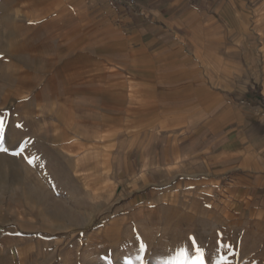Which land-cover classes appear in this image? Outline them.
Returning a JSON list of instances; mask_svg holds the SVG:
<instances>
[{
	"label": "crops",
	"instance_id": "obj_1",
	"mask_svg": "<svg viewBox=\"0 0 264 264\" xmlns=\"http://www.w3.org/2000/svg\"><path fill=\"white\" fill-rule=\"evenodd\" d=\"M262 6L0 0V92L24 125L21 155L0 142L18 162L0 203L34 226L0 264H126L186 235L264 250Z\"/></svg>",
	"mask_w": 264,
	"mask_h": 264
},
{
	"label": "rangeland",
	"instance_id": "obj_2",
	"mask_svg": "<svg viewBox=\"0 0 264 264\" xmlns=\"http://www.w3.org/2000/svg\"><path fill=\"white\" fill-rule=\"evenodd\" d=\"M257 4L260 2H256ZM255 23L260 26L259 29H257V31L259 32V34L264 38V6L260 7L257 12H256V16L254 18ZM21 99H17V98H11V101H14L17 104H21L23 102H20ZM10 101V98L6 96V92H0V111H5L7 110V106H8V102ZM22 101V100H21ZM1 144V143H0ZM2 148V146H1ZM8 154H5L2 152H0V185H5L9 183V180L11 178H9L7 176L9 169H16L18 162L16 161H10L8 160ZM13 180V179H11ZM3 193H0V196H2ZM0 244L2 245H6L7 243H17L14 242L15 240H11L10 241H6L9 236L8 234H15V233H19L22 235H26L28 233H32L34 232V230H32V228H34V226L31 225H18L16 223V221L19 220V217L16 216V210L13 209L11 210L6 203H0ZM105 215V212H102L99 217L97 218L95 224H89L86 226H81L78 230L79 226H73L75 228H70L69 231H66V233H69V237L70 239L74 236L75 234H80L82 232L84 233H89L92 230L96 229L98 227V223L101 221L102 216ZM71 218V217H69ZM25 228L27 230H25ZM29 229V230H28ZM73 229L75 231H73ZM73 231V232H72ZM81 231V232H80ZM73 233V234H72ZM69 239V240H70ZM67 243H70V241H67ZM182 243V242H180ZM187 244L185 245L186 247H189V242H186ZM208 247H205V242L203 244L204 248H205V264H217V260L223 256L226 257V261H222L221 264H264V250L263 248H258L256 250V252L252 253L251 255L249 254V252L246 250L247 248H242L240 257L238 258L237 255L233 254V250L230 247H226L225 250L222 252H220L219 250H217V248L212 246V242L208 241L207 242ZM193 248V247H192ZM7 249V248H5ZM187 250V249H186ZM95 251V250H94ZM161 255H156L154 253H148V255H145V264H154V261H161V264H179V262L176 260V257L174 254L171 255V253H173L174 251H169V250H165V249H161ZM194 248L192 250H187V253L191 256L194 255ZM6 254V253H5ZM7 255V254H6ZM1 257L2 261L1 262H5L7 263L8 260L10 259L7 256ZM96 258V256H95ZM108 258V257H107ZM135 257H131L128 259L132 260V264L134 262L138 263L137 261H135L134 259ZM110 258L107 259V261ZM111 259H118L117 257H112ZM127 259V260H128ZM10 261V260H9ZM112 263V262H111Z\"/></svg>",
	"mask_w": 264,
	"mask_h": 264
},
{
	"label": "snow or ice",
	"instance_id": "obj_3",
	"mask_svg": "<svg viewBox=\"0 0 264 264\" xmlns=\"http://www.w3.org/2000/svg\"><path fill=\"white\" fill-rule=\"evenodd\" d=\"M29 23H33V21H29ZM3 54L0 53V57ZM24 125L21 123H17L15 120L11 118V113L8 111H0V142L8 143L10 147L18 148L17 151L13 152V155H21L24 151V141L23 136L18 133V130L23 129ZM8 148H3V151L7 152ZM29 164L33 163L31 158H26ZM210 207V205H209ZM189 241V246L194 248V255H189L187 251L183 248L180 249L177 254L176 260L179 264H205V248L203 246V242L200 241L198 236L194 235H186L185 237ZM212 246L218 247V243L215 237L212 240ZM146 245L144 243H140L139 252L143 253L145 251ZM105 259H108L107 257ZM135 261L138 264H145V257L142 255H136ZM222 261H226V257L221 256L217 260V264H221ZM108 264H111V261L108 260ZM126 264H132V260L128 259Z\"/></svg>",
	"mask_w": 264,
	"mask_h": 264
}]
</instances>
